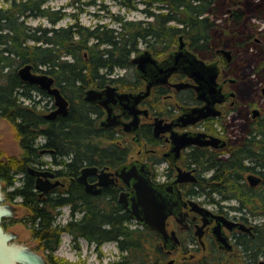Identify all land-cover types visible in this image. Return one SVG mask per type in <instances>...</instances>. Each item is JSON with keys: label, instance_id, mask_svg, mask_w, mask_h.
<instances>
[{"label": "trees", "instance_id": "1", "mask_svg": "<svg viewBox=\"0 0 264 264\" xmlns=\"http://www.w3.org/2000/svg\"><path fill=\"white\" fill-rule=\"evenodd\" d=\"M113 1L127 12L140 10L144 18L132 19L117 13L111 15L113 26L106 22L85 26L78 22L77 14L53 9L47 5L48 0H0V118L11 126L21 151L8 156L0 153V182L6 199H19L17 203L26 209L23 223L50 258L60 244L61 234L68 232L96 246L116 242L120 255L116 264H156L160 253L156 238L145 229L131 227L116 192L104 193L107 200L102 205L94 198H86L77 181L82 167L118 165L126 160L129 150L128 145L120 146L112 134L95 129L91 118L94 105L83 99L84 91L100 79H108L116 69H130L132 54L141 49V44L160 52L183 35L192 44L207 46L221 40L222 34L217 32L221 20L237 16L243 28V22L252 17L264 19V0ZM236 6L241 7L240 13L226 15L227 9ZM78 8L82 11V7ZM66 15L74 21L56 26ZM36 17L46 19L50 26L27 23L28 18ZM236 26L229 27L234 35L240 29ZM25 64H31L34 72L54 78L68 100L65 116L44 118L48 108L41 103L42 97L50 96L37 85L20 79L17 69ZM227 150L226 157L201 152L202 172L210 174L201 178L198 189L219 196V201L234 198L239 203L235 209L260 214L257 234L247 238L246 249L255 247V251L258 247L264 251V187L254 188L245 180L249 173L264 177V119L252 134L230 139ZM44 155L50 157L49 162L43 160ZM44 163L55 165L56 174L70 186L40 195L34 187L35 176L27 169ZM65 205L71 217L61 225L56 218ZM76 213L80 215L74 219ZM250 258L258 259L257 252Z\"/></svg>", "mask_w": 264, "mask_h": 264}, {"label": "flooded vegetation", "instance_id": "2", "mask_svg": "<svg viewBox=\"0 0 264 264\" xmlns=\"http://www.w3.org/2000/svg\"><path fill=\"white\" fill-rule=\"evenodd\" d=\"M234 12L240 13L241 7L227 9L226 15L232 16ZM236 18L237 16L234 20L231 19L232 21L230 19L219 21L222 25L217 32L222 34L221 40L211 41L207 46L199 43L192 44L183 35L181 49H179L178 37L172 47L160 52L153 51L144 45L138 52L132 54L133 57L143 50L150 52L155 62L147 63L144 71L138 70L137 65L130 61L132 65L130 69H116L109 74L108 79H100L96 85L92 84L88 87L102 90L107 85H111L116 88L118 94L137 93L144 91L148 82L153 81L148 95L136 104V108L141 112L135 127L128 124L132 115L128 114L114 97H112L114 101H109L108 106L112 108L111 116H118L120 123L116 125H101V121L108 116L107 109L100 104L91 103L95 110L91 112L95 129L112 134L120 146L128 145L129 150L126 160L118 165H92L96 166L98 171L89 174L87 180L95 184V188H99L100 192L96 194L87 192L84 184L78 181L79 173L77 181L82 186L86 198H94L101 204L103 200H107L103 197V194L107 192H116L117 201L122 191L129 193L127 199L132 196V181L126 185L115 174L117 169L125 165L128 167L134 165V171L137 174L159 187L162 198L172 210L164 220L166 240L156 230L133 218L127 208L118 201L128 213L133 229H145L156 238L155 242L160 252L156 264L168 262L169 264H260V262L264 264L262 248L257 247L255 251V247L252 250L246 249L247 238H254L257 234L256 227L260 226L261 220L256 218L261 219V215L247 214L244 210H237L235 208L239 206V203L236 199L228 198L219 201V196L200 192L197 186L201 183L203 176L210 174V171L202 172L199 164L201 152H212L219 157H226L230 139L252 134L256 124L264 119V19L253 18L254 21L253 19L249 22L245 21L241 28L242 22H238ZM233 25H237V29L240 27L236 35L232 32V28H229ZM226 33L231 35L225 36ZM216 39L218 38L214 40ZM260 59H263L261 63ZM178 83L186 85L178 88L176 86ZM197 86L200 91H197ZM201 92H205L204 98L199 97ZM207 101L213 114L189 122L184 114L195 107L203 106ZM109 120L112 121L111 118ZM158 121H160L159 124H157ZM127 125L130 127L129 130ZM199 133L205 135L202 140L214 136L224 140L225 145L214 147L186 143L175 149L177 145L185 142L186 137L192 138ZM180 135H184V138H174ZM160 165H165V169L163 168L165 173L158 178L157 171ZM37 166L47 167L46 163ZM51 166L54 172L51 180L60 181V184L52 190L61 191L63 188H68L70 185L63 183L65 179L56 174L57 167L53 164ZM102 169L109 173L108 178L113 179L112 182L108 178L105 179L106 185L97 184ZM183 173L187 174L182 175ZM253 174L260 177V182L252 187H264V177L258 173ZM245 180L248 183L246 178ZM6 200L4 195V202L13 206L14 202L19 201V199L18 201ZM229 200H235L236 204L224 203ZM198 208L204 210H198ZM79 215L76 213L73 218L77 219ZM227 220L250 226V231L241 230L236 226L229 228L225 224ZM217 227L219 229H216ZM216 230L224 236L228 248L220 245L215 234ZM77 238L88 242L83 237ZM73 239L76 238L73 237ZM13 241L30 247L20 242L17 235ZM146 241L150 242L149 239ZM107 242H113L117 248L116 242ZM105 243L100 246H96L95 243L90 244L99 250ZM38 245H40L39 242ZM178 252L181 254L179 260L171 257ZM256 252L258 259L250 258ZM119 257L118 254L116 259L109 260L106 264H116Z\"/></svg>", "mask_w": 264, "mask_h": 264}, {"label": "water", "instance_id": "3", "mask_svg": "<svg viewBox=\"0 0 264 264\" xmlns=\"http://www.w3.org/2000/svg\"><path fill=\"white\" fill-rule=\"evenodd\" d=\"M180 41L179 49L182 48V35L178 36ZM150 52L148 50H143L136 56L131 58V63L136 64L138 70L144 71L147 63H154ZM17 73L20 79L24 82L37 85L41 90L45 91L49 96L52 97L54 103V109L46 114L44 118L54 119L58 115L65 116L68 113V100L62 95L60 89L55 85L54 78L43 72H34L31 64H25L17 69ZM157 82V81H155ZM153 84V81H149L146 89L137 93L132 92H123L117 93L116 88L111 85H107L104 89L98 90L96 88H87L84 91L83 99L89 103H97L104 106L107 109L108 116L101 121L103 126H111L120 123L118 121V116H111L112 108L108 106L109 101H114L112 97L119 101V104L126 110L128 114L132 115L129 125L135 127L138 122V115L141 112L136 108L137 102L143 97L147 96L149 93V88ZM186 84L178 83L176 86L178 88L185 86ZM197 91H200L199 86H197ZM264 92V88H263ZM201 92L199 94L200 98H204ZM144 112V111H143ZM209 114H213L210 104L208 101L201 107H195L191 109L188 113L184 114L189 120V122H194L198 119L205 118ZM112 119L110 121L109 119ZM110 121V122H109ZM158 121L157 124H159ZM127 125L128 130L130 129ZM126 128V129H127ZM205 135L202 133L196 134L194 137H186L185 142L176 146L175 149H178L181 145L186 143H196L199 145H212L214 147L224 146L225 141L214 136H210L208 139L202 140ZM174 138H184V135H180ZM176 143V141H175ZM28 172L31 175L35 176L34 187L40 192V194H45L52 190L56 185L60 184L59 180L52 181L51 178L54 177V172L49 169H38L33 166L28 167ZM134 165L131 166H122L121 168L115 171V174L126 184L128 185L132 181V196L127 199L129 193L120 192L118 195V201L120 204L125 206L130 212V215L133 218H136L138 221L142 222L145 226H148L158 232L164 240L167 239V234L164 226V220L166 216L172 212L168 208L167 203L162 198L159 187L150 183L144 177L137 174ZM98 168L96 166H84L81 168L78 181L84 184V189L87 192L96 194L100 192V189L95 188V184L89 183L87 176L92 173H96ZM183 173L182 175H186ZM109 173L100 170L98 185H106ZM103 178L104 180H102ZM248 183L251 186H255L260 182V177L255 174H248L246 176ZM110 182L113 181L112 178H108ZM4 192L2 190V182H0V264H47L44 256L32 248L20 244L17 241H13V238L16 236L10 231H6L2 224L1 220L3 217H11L15 212L14 206L8 203H4ZM198 210H204L198 208ZM225 224L231 228L236 226L241 230L250 231V226H246L243 223H234L231 221H225ZM216 229H219L218 227ZM217 240L220 245L228 248L227 242L223 235L219 231H215ZM168 262L167 264H169ZM262 264V262H260Z\"/></svg>", "mask_w": 264, "mask_h": 264}, {"label": "rangeland", "instance_id": "4", "mask_svg": "<svg viewBox=\"0 0 264 264\" xmlns=\"http://www.w3.org/2000/svg\"><path fill=\"white\" fill-rule=\"evenodd\" d=\"M86 1H93V3L91 5L83 6L82 3ZM47 5L53 9H64L67 14H77L78 22L85 26H94L98 22H106L109 26H113L114 22L111 20V15L117 13H121L127 18L132 19L144 18V14L140 10L127 12L113 0H48ZM78 6L82 7V11ZM253 18L254 17H252L251 20ZM73 19L74 18L71 15H66L56 24V26H66L72 23L74 21ZM254 20L255 19L252 21ZM27 23L32 26L40 23L50 26V23H48L46 19L38 17L28 18ZM139 47L143 48L144 44H141ZM51 102V98L47 96L42 97L41 103L45 104L47 108L51 105ZM20 152L18 142L14 137L11 126L6 120L0 118V153H2V156H8L18 155ZM42 158L46 162L50 161L48 155H44ZM163 168L165 169V165H160V167H158V178H161L163 173H165ZM18 182L19 181H16V185ZM8 189L11 190L12 187ZM15 201H18V199ZM14 203L16 213L10 218H2V224L4 225L5 230L15 233L20 242L26 243L33 248L34 251L44 255L47 259V264H106L107 261L117 258L119 252L113 242H106L99 250H96V247L93 244L86 242L82 238H76L74 240L72 235L68 232H63L61 234L60 244L53 252L52 258H50L47 252L38 245V241L31 236L28 226L23 223V217L27 212L26 209L17 202ZM224 203L230 205L236 204V201L229 200ZM68 219L69 207L63 206L58 213L57 221L60 224H64ZM256 219L261 220L259 218ZM171 257H175L179 260L181 254L178 252Z\"/></svg>", "mask_w": 264, "mask_h": 264}]
</instances>
